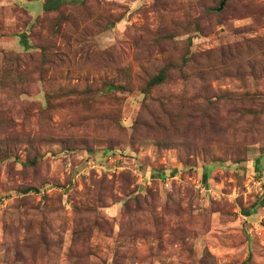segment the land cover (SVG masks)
Segmentation results:
<instances>
[{
    "label": "rangeland",
    "instance_id": "rangeland-1",
    "mask_svg": "<svg viewBox=\"0 0 264 264\" xmlns=\"http://www.w3.org/2000/svg\"><path fill=\"white\" fill-rule=\"evenodd\" d=\"M0 264H264V0H0Z\"/></svg>",
    "mask_w": 264,
    "mask_h": 264
},
{
    "label": "trees",
    "instance_id": "trees-1",
    "mask_svg": "<svg viewBox=\"0 0 264 264\" xmlns=\"http://www.w3.org/2000/svg\"><path fill=\"white\" fill-rule=\"evenodd\" d=\"M54 6H56V3H55V2L52 3L51 5H48V4L45 3L43 7H44L45 10H49V9H51V8L54 7ZM163 77H164L163 73L160 72L158 75H156V76L150 81V83H151V84H155V83L161 81V79H163ZM203 179L205 180V176H203Z\"/></svg>",
    "mask_w": 264,
    "mask_h": 264
}]
</instances>
